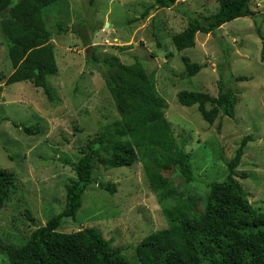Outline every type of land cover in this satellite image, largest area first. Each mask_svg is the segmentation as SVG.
<instances>
[{"label":"rangeland","instance_id":"1","mask_svg":"<svg viewBox=\"0 0 264 264\" xmlns=\"http://www.w3.org/2000/svg\"><path fill=\"white\" fill-rule=\"evenodd\" d=\"M216 1L177 0L164 8L155 0H95L93 5L90 0H61L45 8L58 63V72L48 78L51 98L29 81L6 83L14 69L0 32V169L16 177L10 199L0 208V241L22 245L33 230L63 211L65 186L76 177L65 161L76 162L79 148L94 140L102 126L120 118L103 66L94 69L88 64L90 46L102 59L130 66L139 61L166 100V117L174 130L168 147L139 148L138 161L131 166L105 168L96 160L94 182L85 190L76 217L64 220L59 231L98 228L131 264H141L136 248L150 233L167 227L164 210L188 202L202 210L210 182L224 179L246 135L252 139L237 171L248 177L238 179L253 207L264 211V0L251 1V17L226 22L214 33L198 32L194 47L179 51L172 41L173 34L188 26L189 14L208 16L215 12ZM79 35L91 45L85 46ZM184 56L205 67L184 77ZM221 70L227 87L237 94L235 112L233 117L221 113L208 123L197 105H181L177 93L187 89L216 96ZM12 121L40 125L42 131L28 135ZM182 147L192 155L191 183L173 163ZM150 173L170 180L175 195L162 197L154 191ZM102 184H114L115 192ZM25 209L35 222L26 218ZM1 250L0 264H9Z\"/></svg>","mask_w":264,"mask_h":264},{"label":"trees","instance_id":"2","mask_svg":"<svg viewBox=\"0 0 264 264\" xmlns=\"http://www.w3.org/2000/svg\"><path fill=\"white\" fill-rule=\"evenodd\" d=\"M60 1L0 0V32L14 69L6 78L7 84L29 81L51 98L48 78L58 72V63L51 42L52 32L46 25L43 10ZM251 1L217 0L214 13L208 16L189 14L188 26L172 36L176 49L182 51L194 47L198 32L214 33L226 22L253 16ZM94 2L90 0V4ZM176 2L155 0V5L166 8ZM148 12L149 8L142 16ZM59 27L61 29L62 24ZM79 37L85 46L91 45L84 35ZM261 59L264 60V45ZM183 62L184 77H192L205 67L204 63L192 62L186 56ZM88 64L94 69L103 66L102 76L120 118L111 125L102 126L94 140L82 145L76 162L65 161L76 172V177L65 186L63 211L33 230L22 245L0 241L1 251L9 264H131L122 250L114 247L98 228L83 227L71 232L58 228L64 220L76 217L85 190L94 182L92 175L96 160L105 168L131 166L138 161L139 148L146 145L168 147L174 129L166 117V100L157 94L154 83L139 61L130 66L116 62L114 58L102 59L96 48L90 46ZM223 70L216 96L187 89L177 93L181 105H197L208 123H213L221 113L234 116L237 94L227 87ZM12 124L28 135L42 131L40 125L26 126L14 121ZM251 139L250 135L243 137L227 164L224 179L210 182L202 210L194 209L191 202L183 206L177 203L164 210L167 227L150 233L136 248L141 264H264V211L253 207L249 193L238 179L247 178L248 173L237 171ZM191 158V153L184 147L175 152L173 163L186 183L194 179ZM149 180L152 189L162 197L175 191L172 182L160 174L150 173ZM15 186V174L0 169V208L10 199ZM101 186L115 192L114 184ZM24 214L35 222L30 210L25 209Z\"/></svg>","mask_w":264,"mask_h":264}]
</instances>
